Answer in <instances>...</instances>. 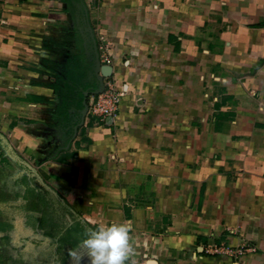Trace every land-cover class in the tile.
Returning a JSON list of instances; mask_svg holds the SVG:
<instances>
[{
  "label": "crops",
  "instance_id": "crops-1",
  "mask_svg": "<svg viewBox=\"0 0 264 264\" xmlns=\"http://www.w3.org/2000/svg\"><path fill=\"white\" fill-rule=\"evenodd\" d=\"M81 1L126 89L113 121L79 125ZM122 223L125 264H264V0H0V261L91 264L78 227Z\"/></svg>",
  "mask_w": 264,
  "mask_h": 264
},
{
  "label": "built area",
  "instance_id": "built-area-1",
  "mask_svg": "<svg viewBox=\"0 0 264 264\" xmlns=\"http://www.w3.org/2000/svg\"><path fill=\"white\" fill-rule=\"evenodd\" d=\"M88 7V4H85ZM97 50L99 53V61L101 66H108L111 68V74L108 77H103L104 89L98 94H89L87 97V118L94 117L98 121L106 122L113 121L118 114L119 104L126 94V89L118 86L116 81L111 79L113 74L112 56L108 51L105 41L102 38L96 39ZM246 249L240 247L237 249L212 245L207 248V253L210 254H224L227 256H241Z\"/></svg>",
  "mask_w": 264,
  "mask_h": 264
},
{
  "label": "clouds",
  "instance_id": "clouds-1",
  "mask_svg": "<svg viewBox=\"0 0 264 264\" xmlns=\"http://www.w3.org/2000/svg\"><path fill=\"white\" fill-rule=\"evenodd\" d=\"M129 231L130 225L122 223L100 227L91 232L83 241V246L91 257V264H125L131 251ZM69 254L75 264H79L81 258H77V252L71 251Z\"/></svg>",
  "mask_w": 264,
  "mask_h": 264
},
{
  "label": "water",
  "instance_id": "water-1",
  "mask_svg": "<svg viewBox=\"0 0 264 264\" xmlns=\"http://www.w3.org/2000/svg\"><path fill=\"white\" fill-rule=\"evenodd\" d=\"M82 4V11L84 15V30L87 33L89 44H90V50H91V60H92V69L94 72L95 79L97 81V89H95L92 92H84V100H83V108L81 110V118H80V124L81 125L84 121V118L87 113V97L89 94H98L101 93L104 89V81L103 77H108L111 74V68L108 66H101L99 61V53L97 50V41L94 35V31L92 26L89 23L88 20V9L84 5L83 1H81Z\"/></svg>",
  "mask_w": 264,
  "mask_h": 264
},
{
  "label": "trees",
  "instance_id": "trees-1",
  "mask_svg": "<svg viewBox=\"0 0 264 264\" xmlns=\"http://www.w3.org/2000/svg\"><path fill=\"white\" fill-rule=\"evenodd\" d=\"M84 76L85 69L80 67L77 63H75V65H69V67L65 69L64 78L63 80L61 79V81H63V88H59L62 93V104L59 110H65L71 107L73 103H76V106L79 107V104L74 99L78 95L79 97L81 96V94L78 93L77 88L81 85V81ZM78 228L79 230L76 226L74 229L80 232L82 240L87 239L89 235L88 231H86L83 227Z\"/></svg>",
  "mask_w": 264,
  "mask_h": 264
},
{
  "label": "rangeland",
  "instance_id": "rangeland-1",
  "mask_svg": "<svg viewBox=\"0 0 264 264\" xmlns=\"http://www.w3.org/2000/svg\"><path fill=\"white\" fill-rule=\"evenodd\" d=\"M15 250H16V248L14 249L13 247H10L9 249L7 248V252H6L4 257L7 258L8 256H13L14 253H15ZM26 251H27V253L29 252V250H26ZM23 252H25V251H20V252L17 251L16 254H20L21 253L23 255ZM38 252H40V251H38ZM9 263H11V261H8V260H6L4 262L0 261V264H9Z\"/></svg>",
  "mask_w": 264,
  "mask_h": 264
}]
</instances>
